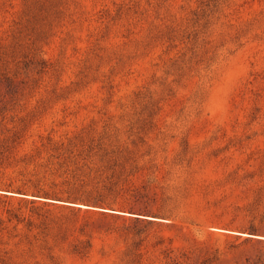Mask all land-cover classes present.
I'll return each mask as SVG.
<instances>
[{"label":"rangeland","instance_id":"374dc122","mask_svg":"<svg viewBox=\"0 0 264 264\" xmlns=\"http://www.w3.org/2000/svg\"><path fill=\"white\" fill-rule=\"evenodd\" d=\"M210 1L0 0V264H264V0Z\"/></svg>","mask_w":264,"mask_h":264},{"label":"trees","instance_id":"16d2710c","mask_svg":"<svg viewBox=\"0 0 264 264\" xmlns=\"http://www.w3.org/2000/svg\"><path fill=\"white\" fill-rule=\"evenodd\" d=\"M53 2H57V3H59V5H61V1L62 0H52ZM204 4H203V6H208L209 5V2H211L210 0H204ZM60 12V11H59ZM171 31H173V30H171ZM33 44V43H32ZM31 59H33V58H35V56H32V57H30ZM41 68L43 69L44 68V65L43 66H41ZM4 75L5 77H10V75H12V76H15L16 75V73H12L9 69H8V67H7V65H4L1 69H0V76L1 75ZM4 78V77H3ZM77 200H81V199H77ZM84 202H86L87 204H85V205H87V206H90V207H98L97 205H105L106 203L104 202V201H101V199H97V198H88V199H85V201Z\"/></svg>","mask_w":264,"mask_h":264}]
</instances>
